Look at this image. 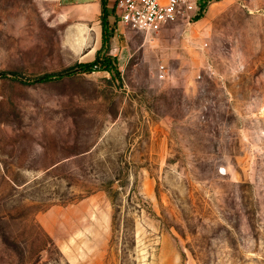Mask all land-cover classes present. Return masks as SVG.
I'll list each match as a JSON object with an SVG mask.
<instances>
[{"label": "rangeland", "instance_id": "1", "mask_svg": "<svg viewBox=\"0 0 264 264\" xmlns=\"http://www.w3.org/2000/svg\"><path fill=\"white\" fill-rule=\"evenodd\" d=\"M116 4L0 0V264H264V0Z\"/></svg>", "mask_w": 264, "mask_h": 264}, {"label": "built area", "instance_id": "2", "mask_svg": "<svg viewBox=\"0 0 264 264\" xmlns=\"http://www.w3.org/2000/svg\"><path fill=\"white\" fill-rule=\"evenodd\" d=\"M198 0H117L119 21L128 28L154 34L178 18L193 13ZM165 68L161 66L163 78Z\"/></svg>", "mask_w": 264, "mask_h": 264}, {"label": "trees", "instance_id": "3", "mask_svg": "<svg viewBox=\"0 0 264 264\" xmlns=\"http://www.w3.org/2000/svg\"><path fill=\"white\" fill-rule=\"evenodd\" d=\"M109 3V0H102V9H103V16L105 15L103 19V26L104 28L109 25L108 22V15H109V10L107 8V5ZM104 39H108L107 31L106 28L104 29ZM79 69L82 71H92L97 68H104L106 70L111 71V59L110 58H100L98 57L95 61L91 63H86V64H80Z\"/></svg>", "mask_w": 264, "mask_h": 264}, {"label": "crops", "instance_id": "4", "mask_svg": "<svg viewBox=\"0 0 264 264\" xmlns=\"http://www.w3.org/2000/svg\"><path fill=\"white\" fill-rule=\"evenodd\" d=\"M118 22H120V21H118Z\"/></svg>", "mask_w": 264, "mask_h": 264}]
</instances>
